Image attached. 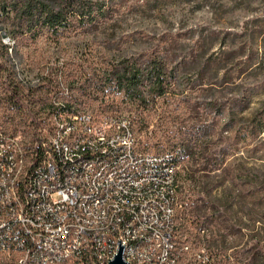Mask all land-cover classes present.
<instances>
[{"label": "trees", "instance_id": "16d2710c", "mask_svg": "<svg viewBox=\"0 0 264 264\" xmlns=\"http://www.w3.org/2000/svg\"><path fill=\"white\" fill-rule=\"evenodd\" d=\"M140 1L0 0V131L12 139L20 133L31 135L32 147L40 141L36 117L88 114L93 105L84 100L121 99L103 107L101 114L130 119L134 133L146 135L144 150L167 153L179 167L183 209L177 211L178 243L206 248L225 264H231V258L235 264H264V152H258L249 169L242 158L231 157L242 139L264 149V99L252 107L253 97L264 90V16L241 27L222 16L226 27L221 29L186 30L182 20L177 30L168 28L151 42L147 38L144 50L130 53L114 43L116 23L128 14L144 16L168 0ZM169 1L204 5L198 10L208 7L213 15L217 12L212 7L227 6L218 0ZM163 12L167 13L159 14ZM99 33L109 37L103 42L106 46H117L110 50L112 55L105 54L111 59L108 63L90 64L85 59L93 52L90 48L77 51L81 62L43 64L41 58H33L37 57L33 47L40 42L60 46ZM135 39L133 43L141 41ZM58 73L65 76V83L52 77ZM31 74L35 75L31 80L22 78ZM64 84L67 96L61 95ZM196 90L204 107L200 96L190 97ZM215 91L222 98L214 99ZM52 93L55 99L49 96ZM151 113L158 117L156 131H150ZM185 183L190 185L188 200ZM244 230L254 241L249 261L245 255H229L234 249L230 237L242 238Z\"/></svg>", "mask_w": 264, "mask_h": 264}, {"label": "built area", "instance_id": "2783aa9c", "mask_svg": "<svg viewBox=\"0 0 264 264\" xmlns=\"http://www.w3.org/2000/svg\"><path fill=\"white\" fill-rule=\"evenodd\" d=\"M76 116L77 124H69L68 115H58L52 133L40 135L34 150V165H41L42 173L33 198H26L30 185L9 183L11 189L25 186V195L15 198L18 218H10L9 213L8 221H0V264H10L5 263V256H10L12 248L11 243H5V236L24 241V264H105V256L115 258L121 250L126 263V251L131 250L134 241H142V248L137 250L142 261L127 264H217L205 248L184 260L191 246L166 238V231L177 233L172 219H177V211L183 209L178 189L172 188V184H167L165 179L133 181V175H127L125 181H116V173L123 172L126 163L139 162L142 166L143 159L163 161L171 155L142 149L130 119L98 120L86 113ZM63 125H71L72 133L77 134L75 149H68V136H62ZM82 131H90L88 142H81ZM59 138H66V158H58ZM87 146H98L99 155H91V163L85 165L82 173L63 174V167L75 161L69 158V151ZM17 153H23L20 137L2 141L0 183L5 182L6 174L18 176L14 170V163L21 162L17 161ZM98 158H105L111 180L100 181L101 170H93L92 161ZM171 170L178 172L179 167L171 166ZM50 183H58L59 191L45 192V184ZM157 185H170L172 195L143 201V207H133V201L125 203V211H116L115 204L108 202V195L117 193V188L135 192ZM89 192L100 193L96 205L105 211V220H98L86 211L85 196ZM121 203H124L122 196ZM26 209H33V218H25ZM1 211H8L3 201ZM113 237L121 238L120 248H112ZM34 244H41V251H34ZM164 250H171V260H164Z\"/></svg>", "mask_w": 264, "mask_h": 264}, {"label": "rangeland", "instance_id": "374dc122", "mask_svg": "<svg viewBox=\"0 0 264 264\" xmlns=\"http://www.w3.org/2000/svg\"><path fill=\"white\" fill-rule=\"evenodd\" d=\"M201 3L199 4H205L208 0H199ZM216 0H213L215 2ZM219 2H224L227 4L226 9H220L217 10V8L214 6L212 7V10H216V15H213V13L206 8V10H198L199 7H202L204 5H197V6H188L182 3H173L171 1H167L166 3H160L153 11L150 13L146 12L144 16H135V15H126L123 17L119 22L116 23L115 27L116 28V34L117 37H115L114 43L116 45H119L122 49L128 50L130 53H138L141 50H144L145 45L144 42L145 39L150 38L149 42H151L152 38L156 36L159 38L162 34L166 33L168 28H172L174 30H177V28L181 25V21L184 20V27L187 29L190 28H213V29H221L225 28L226 26H223L221 24V17L222 16H229V18H232V26H243L245 22L252 20L256 17L259 16H264V0H218ZM144 0L140 1V4H142ZM166 10L167 13L163 12L162 14L166 15H160V11ZM161 16L162 18H165V20L168 19L170 23H167V21H161ZM171 26V27H170ZM110 34V33H107ZM128 36V37H127ZM106 38L109 37H102V33L93 35L91 37H86V38H78V39H71L68 41H64L63 44H60V46L56 45H51V44H45L44 42H40L39 44L36 45V47H33V49L36 48V51L33 56L34 59H42V63L46 64L47 62L50 63H57V64H63L68 61H79L76 55H79L80 53H77L78 50L84 49L85 48H90L93 52L88 53L90 55L86 56L85 59L87 58L88 62L90 64L92 63H97V62H103L108 63L110 62V58L107 57V55H112V51L117 48V46H114L112 44L110 45H105L103 42ZM135 38L141 40V41H135ZM144 40V41H143ZM5 42L8 43V39L5 38ZM119 42V43H118ZM86 44V46H85ZM105 45V46H104ZM149 45V44H148ZM80 58V55H79ZM60 73L56 75H52L53 78L59 79L61 81H66L64 75H59ZM35 77L34 74L31 75H23L22 78H28L29 80L33 79ZM261 79H264V72L261 75ZM62 93L61 95L67 96L69 94L67 85L62 86ZM196 90L192 91L190 94L191 98H201V107H204L206 102L203 101L201 97V92ZM71 93V92H70ZM214 99H219L222 98V94H220L218 91L214 92ZM52 99H55L57 96L54 95L53 93L49 95ZM102 96V95H101ZM264 99V90L258 92L253 97V104L252 107L257 106V104ZM83 102V99H80ZM121 99L117 98L115 99L114 96H108L106 100H102L100 98L99 100H91L87 101L84 100V102H88L87 105H93L91 108V111H89L88 114H92L96 119L102 120V119H107L108 115L106 114H101L102 109L105 106H112L113 104H119L121 103ZM60 101L61 100H58ZM55 105H58L59 102H52ZM74 104V102H72ZM109 106V107H110ZM91 107V106H90ZM31 107H28L27 109H30ZM1 110V109H0ZM217 109L215 108L214 112L216 114ZM65 115H68L64 112H62ZM148 117V120L151 123L150 126V131H156L157 130V122H158V117L156 114L151 113ZM71 116V115H68ZM55 117L57 115H45L44 117H36L33 119L38 126H40L41 130L38 131L40 135L43 134H49L52 133L53 127L55 126L56 120ZM31 121V120H30ZM221 126V124H219ZM1 130V128H0ZM159 132V130H158ZM39 135V137H40ZM137 136V135H136ZM146 135H142V137L137 136L139 138L140 146L142 149H144V144H145V137ZM20 137L21 143L24 146V149L26 152H32L31 148L36 146L31 147V135L26 136L22 135L21 133L17 136ZM8 139H11L7 136H4L1 131H0V141H6ZM245 140L242 139L240 141V144H238V148L235 152H233L231 155L232 160L233 158L239 159L242 158V162L245 164L246 167L245 169H249L253 166L255 158H258V155L260 153L258 152H264L263 150H259V148L256 145V142H244ZM148 151L158 153V154H167L163 152H156L154 149L148 148ZM264 159V157H263ZM191 184V183H190ZM189 183H185L184 189L186 191L183 192L184 196L186 197V200H188L190 194L187 192V189H189ZM247 191L250 190L252 192V189L248 188L246 189ZM190 191V190H188ZM219 193V192H217ZM249 204L250 206L248 207V210L254 209L252 208L251 204V199L249 198ZM251 200V201H250ZM255 213V212H253ZM241 216V215H240ZM254 216V215H253ZM247 218V216H246ZM255 218V217H253ZM230 224L233 225L234 223L230 221ZM258 226H262L261 224H258ZM251 232L244 230L242 232L243 237H236V236H231L230 237V243H233V250L229 251V255L235 254L237 256H242L245 255L244 258H248V261L252 257V254H249L248 251L253 248L254 241H251ZM241 238V240H240ZM240 240V241H239ZM239 242H242L239 244ZM190 245V244H188ZM191 246V251L190 254H186L184 256V260L190 259L195 253L199 252L198 248H194L192 245ZM204 249V248H203ZM206 249V248H205ZM208 250V249H207ZM209 252V250L207 251ZM210 253V252H209ZM212 253H210L211 255ZM233 256V255H231ZM231 264H235V258H231ZM215 262L217 264H225L222 262L220 259L216 260Z\"/></svg>", "mask_w": 264, "mask_h": 264}, {"label": "bare ground", "instance_id": "6f19581e", "mask_svg": "<svg viewBox=\"0 0 264 264\" xmlns=\"http://www.w3.org/2000/svg\"><path fill=\"white\" fill-rule=\"evenodd\" d=\"M69 124H77V116H68ZM62 136H68V149H75L77 144V134L72 133L71 125H63ZM90 139V131H82L81 142H88ZM23 153H17V161L14 163V170L18 172V176L14 174H6L5 182L0 183V209L3 205H8V211H1L0 221H8L10 218H18V195H25V186H18L16 189H11L9 183H26V198H33L35 195V188H38L39 176L42 173L41 165H34L36 161V153L26 152L21 143ZM2 147V141L0 142ZM34 149V148H33ZM32 149V150H33ZM35 150V149H34ZM28 156L25 157V154ZM90 153V154H88ZM67 146L66 138H59L58 144V158H66ZM91 155H99L98 146H87L76 151H69V158L75 159L74 163H67L63 167V174H71V172L82 173L85 165L91 163ZM171 166H177L174 162L173 156L157 159H143V165L139 162L126 163L123 167V172L116 173V181L127 180V175H133V181H146L147 178L154 180H167V184H172V188L178 189L177 172L171 170ZM93 170H101L100 181L111 180V172L109 167H105V158H98V161H92ZM172 188L170 185L151 186L150 189H137L135 192H130L125 188H117V193H110L108 195L109 204H115L116 211H125V203H132L133 207H143V201H152V199L163 198V195H172ZM59 184L50 183L45 184V192H58ZM121 196L124 203H121ZM135 197L140 199H135ZM100 200L99 192L86 193L85 203L86 211L93 213V216L98 220H105V211L98 209L96 205ZM25 218H33V209H26ZM172 226H177V219H172ZM166 238L177 240L176 233L173 231H166ZM5 243H11L12 251L10 256H5V263L10 264H24V241L13 240V236H5ZM121 238H112V248H120ZM142 248V241H134L131 243V250L126 251V264L135 263V261H142V254L137 253V250ZM34 251H41V244H34ZM114 260L113 256H105V264H110ZM164 260H171V250H164Z\"/></svg>", "mask_w": 264, "mask_h": 264}, {"label": "water", "instance_id": "95a60500", "mask_svg": "<svg viewBox=\"0 0 264 264\" xmlns=\"http://www.w3.org/2000/svg\"><path fill=\"white\" fill-rule=\"evenodd\" d=\"M110 264H126L122 257V250L118 253V255L114 258V260Z\"/></svg>", "mask_w": 264, "mask_h": 264}]
</instances>
